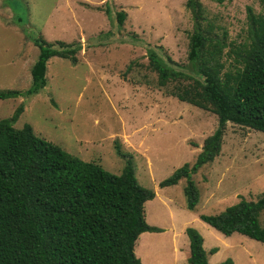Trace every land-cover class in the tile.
Here are the masks:
<instances>
[{
	"label": "rangeland",
	"instance_id": "rangeland-1",
	"mask_svg": "<svg viewBox=\"0 0 264 264\" xmlns=\"http://www.w3.org/2000/svg\"><path fill=\"white\" fill-rule=\"evenodd\" d=\"M186 1L0 0V89L30 87L38 56L34 35L81 45L76 64L58 56L48 60L47 83L38 93L0 99V119L22 103L14 127L29 123L39 137L113 174L131 161L138 183L155 192L144 217L157 230L142 232L135 242L142 264H188V227L203 236L208 264H264V244L239 233L224 236L200 218L264 192L263 132L226 123L219 154L192 174L198 189L193 210L186 207L184 178L159 187L175 169L194 162L218 126L211 110L170 93L177 83L160 86L149 65V47L188 63L193 21ZM200 1L213 32L221 38L226 33L221 60L227 69L233 56L227 51L247 38V8L259 13L262 6L258 0ZM119 11L126 14L120 25Z\"/></svg>",
	"mask_w": 264,
	"mask_h": 264
},
{
	"label": "trees",
	"instance_id": "trees-1",
	"mask_svg": "<svg viewBox=\"0 0 264 264\" xmlns=\"http://www.w3.org/2000/svg\"><path fill=\"white\" fill-rule=\"evenodd\" d=\"M258 1L262 12L247 8V38L227 51L233 54L227 69L221 60L226 33L221 38L213 32L200 0L186 1L193 21L186 65L154 47L147 49L160 86L177 83L170 91L173 96L209 109L218 118L217 128L204 138L194 162L184 163L159 182L165 187L184 178L190 210L198 202L192 174L219 154L226 123L264 133V0ZM125 15L117 12L119 25ZM31 39L38 56L30 68V87L0 89V99L28 97L42 90L53 56L77 63L80 42H49L41 34ZM23 109L20 103L10 117L0 119V264H142L135 242L142 232L157 230L144 217L145 202L155 192L138 183L129 159L120 174H113L39 137L29 123L14 127ZM115 147L125 156L118 143ZM261 215L264 192L256 200L241 199L220 213L200 214V218L224 236L239 233L264 244ZM186 233L188 264H208L203 236L191 227Z\"/></svg>",
	"mask_w": 264,
	"mask_h": 264
},
{
	"label": "crops",
	"instance_id": "crops-1",
	"mask_svg": "<svg viewBox=\"0 0 264 264\" xmlns=\"http://www.w3.org/2000/svg\"><path fill=\"white\" fill-rule=\"evenodd\" d=\"M149 201V200H148ZM148 201H146V202H148ZM145 202V203H146ZM141 235H142V233L139 235L140 237H141ZM176 239V238H175ZM176 241V240H175ZM135 253L138 255V253L136 252V247H135Z\"/></svg>",
	"mask_w": 264,
	"mask_h": 264
}]
</instances>
